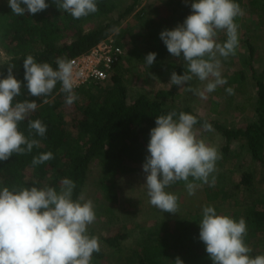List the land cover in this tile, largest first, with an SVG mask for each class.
I'll return each mask as SVG.
<instances>
[{
	"label": "clouds",
	"instance_id": "clouds-1",
	"mask_svg": "<svg viewBox=\"0 0 264 264\" xmlns=\"http://www.w3.org/2000/svg\"><path fill=\"white\" fill-rule=\"evenodd\" d=\"M52 2L74 19L98 11L96 0ZM8 6L13 14L23 16L26 12L35 15L50 5L46 0H8ZM191 10L192 14L182 24L163 30L160 39L173 57H182L184 61V74L172 72L169 83L181 88L196 78L203 88L190 87L189 91L207 99L208 93L227 84L218 57L235 55L239 44V25L235 21L245 15V10L235 0H195ZM218 32L226 34L225 42H217ZM156 56L154 52L146 55L144 61L149 67ZM55 64L56 68L48 62L37 63L28 55L23 60L24 85L32 97H47L59 83L65 103L72 105L78 99L74 92L75 62L58 57ZM14 68L15 65H9L7 77L0 79V161H7L14 154L31 153L34 147H40V140L34 135L44 137L47 132L41 120L29 119L38 108L35 100L14 103L22 87V82L13 75ZM225 91L234 94L232 87ZM25 120L27 136L19 130V124ZM155 123L143 163L146 180L143 185L153 207L177 214L179 197L166 189L183 181L188 195L193 196L203 185L215 187L213 173L222 155L198 138L195 115L172 111L158 116ZM202 128L213 130L208 122ZM53 158L52 152H45L31 163L36 166ZM75 188L74 181L64 178L59 191L47 185L0 189V264H91L93 253L100 251L99 238L88 234V226L96 220L94 203L83 194L74 200ZM199 228V239L213 264H264V255L253 256L245 243L248 229L243 217L237 221L218 215L213 206H205ZM174 264L184 261L176 257Z\"/></svg>",
	"mask_w": 264,
	"mask_h": 264
},
{
	"label": "rangeland",
	"instance_id": "rangeland-1",
	"mask_svg": "<svg viewBox=\"0 0 264 264\" xmlns=\"http://www.w3.org/2000/svg\"><path fill=\"white\" fill-rule=\"evenodd\" d=\"M7 1L0 0L2 3ZM131 2L120 0L118 9L109 17L117 19L119 13ZM235 2L245 10V15L239 17L237 22L238 52L228 58L218 57L221 61V74L227 84L208 93L207 99H203L189 91L190 87L203 88V84L196 78L181 88L169 83L172 73L166 64L174 62L184 65V61L182 57H173L160 39L163 30L174 29L192 14V1L139 0L135 10L124 17L110 34L125 51L116 76L127 87L129 100H134L141 93L154 96L160 89H172L179 95L175 98L176 103L190 106L198 113L230 127H243L255 120L258 87L253 71L264 76V10L252 8L249 0ZM103 22L104 19L99 22L94 20L84 28L91 29ZM226 38L224 32H218L217 42L223 43ZM250 45L254 48L253 52ZM151 52L157 56L154 64L149 67L144 60ZM8 59L9 55L0 45V63H6ZM238 73H242V80L231 82L230 77ZM111 83V80H107L74 90L78 99L72 105L62 106L66 120L71 122L78 111L76 103L81 105L88 96L101 95ZM228 87L234 89V94L229 95L225 91ZM215 101L218 102L217 106L213 104ZM195 129L198 138L215 147L222 158L217 161V171L213 173L216 176L215 187L203 185L193 196L188 195L185 186L166 189L179 197L180 210L177 214L163 213L149 203L143 185L146 180L141 164L128 162L122 170L111 174L103 167L100 159L92 162L82 194L86 200L91 199L94 203L96 220L88 226V234L99 238L104 257L97 259L93 255L91 264H153L139 260L135 252L144 244H154L160 240L167 241L170 247L154 264H174L176 257H180L184 264H213L205 245L201 247L197 240L203 208L213 206L218 215L238 221L244 203L253 196L251 192L264 195V168L239 147V142L232 143L229 152L225 153L223 147L226 141L220 132L206 131L198 126ZM247 171L254 173L252 191L241 183L242 175ZM105 185H109L110 190L104 189ZM117 233H124L126 237L120 241L119 246L108 245L104 238ZM245 243L252 249L253 256L264 255V231H256L255 235L247 232ZM202 253L204 258L197 259L196 256Z\"/></svg>",
	"mask_w": 264,
	"mask_h": 264
},
{
	"label": "trees",
	"instance_id": "trees-1",
	"mask_svg": "<svg viewBox=\"0 0 264 264\" xmlns=\"http://www.w3.org/2000/svg\"><path fill=\"white\" fill-rule=\"evenodd\" d=\"M46 3L50 6L42 12L35 15L26 12L23 16H17L12 13L8 1L0 2V45L9 55L6 63H0V73L3 74L0 79L7 77L9 65H15L13 75L22 82V87L21 94L14 98V103L35 100L38 108L29 119H39L47 126L44 137L38 135L33 137L40 140V147H34L31 153L14 154L7 161H0V189L9 187L11 190L14 186L42 188L47 185L59 191L62 179L68 178L76 184L73 192L75 200L83 193L90 166L95 159H100L103 167L111 174L122 170L128 162L143 166L148 155L150 130L156 127V118L172 111H176L177 114L186 112L195 115L198 127H202L204 122L210 123L212 131L220 132L225 138L226 144L223 147L225 153L229 152L231 144L237 141L239 147L264 168V76L258 75L255 70L253 75L258 87L256 119L238 128L202 115L190 106L176 103L175 98L179 95L172 89H160L154 96L141 93L130 101L128 89L119 82L116 73L109 79L112 82L111 86L101 95H90L81 105L76 103L78 111L73 115L71 122L66 120L62 109V106L67 104L65 94L59 91V83L47 97L29 95L23 68V60L28 55H32L37 63L48 62L56 68L55 60L58 57L71 59L108 37L120 21L135 10L139 0H132L119 13L117 19H111L109 15L118 9L120 0H96L98 11L80 19H74L70 14L62 12L52 0H46ZM249 6L264 10L263 0H249ZM101 19H104L103 23H97L95 27L85 30L86 24L94 20L99 22ZM238 21L239 17L235 22ZM250 47L253 52V46ZM238 48L239 44L235 53L238 52ZM166 66L171 73L184 74V65L168 62ZM120 67L121 65L118 69ZM242 78V73H238L231 76L230 81L238 82ZM45 99L47 103L43 102ZM213 104L217 106L218 102L215 101ZM213 111L216 112V109ZM27 123L25 120L19 124V130L26 136ZM71 128L75 130L74 133ZM45 152H52L54 158L33 166L31 163L33 158ZM253 182L254 173L244 172L241 183L252 191ZM173 186L185 184L181 181ZM104 189L110 190V186L105 185ZM251 193L253 196L244 203L239 219L243 217L248 232L255 235L256 231H264V195ZM125 237L124 233H117L104 239L110 246H119ZM197 240L201 247H204V243L199 239V232ZM169 247L167 241L160 240L154 244L142 245L135 254L139 260L154 264ZM93 255L97 259L103 258L101 247L100 251ZM196 258H204L203 253Z\"/></svg>",
	"mask_w": 264,
	"mask_h": 264
},
{
	"label": "built area",
	"instance_id": "built-area-1",
	"mask_svg": "<svg viewBox=\"0 0 264 264\" xmlns=\"http://www.w3.org/2000/svg\"><path fill=\"white\" fill-rule=\"evenodd\" d=\"M124 54L121 44L113 35H109L87 51L69 59L75 62L74 90L111 79L123 63Z\"/></svg>",
	"mask_w": 264,
	"mask_h": 264
}]
</instances>
